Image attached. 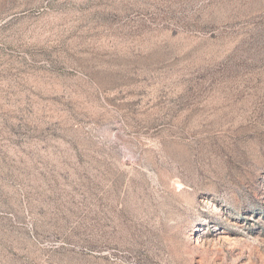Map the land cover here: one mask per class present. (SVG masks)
Listing matches in <instances>:
<instances>
[{
    "label": "rangeland",
    "instance_id": "374dc122",
    "mask_svg": "<svg viewBox=\"0 0 264 264\" xmlns=\"http://www.w3.org/2000/svg\"><path fill=\"white\" fill-rule=\"evenodd\" d=\"M0 264H264V0H0Z\"/></svg>",
    "mask_w": 264,
    "mask_h": 264
}]
</instances>
